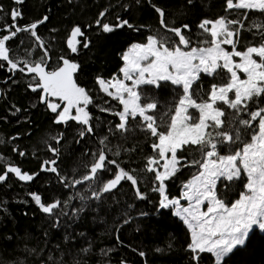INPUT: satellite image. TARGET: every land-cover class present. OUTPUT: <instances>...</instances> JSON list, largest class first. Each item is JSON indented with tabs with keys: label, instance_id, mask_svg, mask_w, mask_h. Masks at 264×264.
I'll return each mask as SVG.
<instances>
[{
	"label": "snow or ice",
	"instance_id": "6c2138e0",
	"mask_svg": "<svg viewBox=\"0 0 264 264\" xmlns=\"http://www.w3.org/2000/svg\"><path fill=\"white\" fill-rule=\"evenodd\" d=\"M23 3L24 0H13V4L17 6ZM136 3L139 4L140 0H136ZM186 3L189 7L195 6V0H186ZM151 7L158 14L160 30L147 34L144 42H134L122 54L123 65L119 69L122 78L117 75L109 79L98 76L95 80L98 91L117 101L122 110L94 103L91 90L79 86L73 78L79 68L77 63L61 56L59 59L62 63L50 68L51 57L45 41L37 31L38 26L49 19L47 15L21 26L18 24V20L23 19L21 9H10L7 17L12 23L0 28V32L7 33L0 36V61L7 62L9 72L18 71L30 75L27 87L32 92H38L39 104L45 105L55 114L52 123L67 126L70 121H74L80 126L77 130L80 139L86 134L94 133L90 105L98 107L100 112L118 117L119 122L114 129H109L113 134L119 133L127 138V133L138 129L146 136L155 137L151 148L156 155L146 157V164L141 169L145 174H154L151 191L159 193L155 211L171 210L172 215L186 225L190 233V243L186 250L191 253L190 259L195 264H200L202 254H210L213 264H225L237 247L246 244L251 231L257 227L264 231V24L251 25L260 29V42L238 50L240 32L244 28L241 20L229 19L227 16L214 20L203 18L196 26L200 30L197 35L203 39L196 46H191L192 29L188 23H171L162 7L154 3ZM224 10H248L242 13L245 18L249 11L264 14V0H226ZM0 12H3L2 5ZM104 16L105 12L101 11L95 20L102 33H112L124 27L140 31L139 27L119 16L117 23H105ZM236 25L239 27H233ZM52 31L55 32V29ZM20 33H28L31 38H35L34 47L43 49L39 59H30L32 52L16 59L10 56L14 46L10 43L6 46V42L13 41ZM84 35L80 25L71 28L67 46L72 53L78 52L77 45L81 43L76 38ZM20 44H23V40ZM90 44V40H85L83 47L89 48ZM222 45H230L231 51ZM236 57L239 61L234 59ZM49 68L50 70H46ZM238 73H243L244 78ZM202 75L219 79L220 83H211L208 89L201 85L197 89L195 86ZM127 81H131V84L126 83ZM169 82L180 92L178 100L174 98L172 107L164 114L168 117L165 121L163 117L150 114L157 110L159 101L154 94L148 96L147 92L163 89ZM50 98L63 102L62 110L61 104ZM144 100L147 102L142 103ZM190 109L198 112V117ZM16 111L19 112L20 109L17 108ZM95 119L99 121V117ZM132 122H135L134 128L130 126ZM106 123L111 124L112 121ZM162 126L166 127V131L159 130ZM63 138V133L51 137L57 144ZM75 142L78 144L80 140ZM3 143L0 140V144ZM109 143L107 135L99 139V147L92 152L93 159L90 164L85 165L87 171L82 175H63L58 168L57 159H46L42 162L40 171L34 174L22 172L16 166H8L0 174V182L6 181L8 174H14L19 181H33L41 172L55 174L62 189L77 191L68 199L57 197L48 202H44L41 195L30 193L31 201H34L41 213L46 214L49 230L56 229L65 233V241L72 240L77 235L84 237V232L76 233L72 227L77 218L90 206V201H99L101 204L105 198L115 201L116 194L122 192V181L130 182L135 200L148 199L138 186L139 178L132 174L135 169L125 170L116 160L109 159V152L115 156L120 155V150L113 151ZM225 149L227 153L221 154ZM48 151L53 157L59 156V148L49 145ZM185 151L189 152L191 159L181 154ZM19 155L24 156L25 153L19 152ZM111 165H115L114 173ZM183 167H196L197 174L183 184L180 198L170 199L165 182L175 177ZM75 171L73 169L74 173ZM109 173H113L111 178H108ZM86 182L90 195L78 190V186H83ZM218 182L224 185V191H221ZM237 182L243 184V190L239 192V198L229 206L225 197ZM77 199L80 206H73L69 212V204ZM181 200L188 201V205L182 206ZM204 205L206 210L202 211ZM127 207L131 209L133 205L128 204ZM140 215L146 216L148 213L141 212ZM131 220L132 217L128 216L123 223L127 224ZM69 229L72 231L69 232ZM49 230H45V237L49 235ZM119 231L117 228L116 232ZM116 239L118 243H123L119 235ZM167 247L171 249V242ZM28 251L36 252L35 249ZM80 251L87 253L89 248L84 247ZM133 251L136 252L137 249ZM155 251L162 253L165 249L157 247ZM138 255L146 257L144 251H138ZM48 259L52 260V257L49 256ZM0 264L3 262L0 261ZM75 264L80 262L75 261ZM121 264L126 262L122 260Z\"/></svg>",
	"mask_w": 264,
	"mask_h": 264
},
{
	"label": "trees",
	"instance_id": "16d2710c",
	"mask_svg": "<svg viewBox=\"0 0 264 264\" xmlns=\"http://www.w3.org/2000/svg\"><path fill=\"white\" fill-rule=\"evenodd\" d=\"M152 3L165 10L169 22L176 25L186 22L190 25L192 29L191 46H196L203 39L197 35L200 30L196 27L203 18L210 20L222 16L230 18L232 13V10L225 12L224 0H195L194 7L187 6L186 0H140L139 4L136 3V0H24L22 9L20 8L22 5H14L13 0H10L2 2L0 5H7L8 10L19 7L23 13V19L18 20V24L21 26L47 15L49 19L39 25L37 31L39 36H43L49 55L52 54L59 64L62 63L59 56L67 50L65 36L70 27L73 24H78L84 30L89 22L93 23V31L86 32L91 41L89 48L83 49L82 43L81 46H78L79 53L76 58L80 67L74 73L73 78L79 86H89L92 95H95L94 77L107 76L110 70L115 72L118 69L121 65L118 59L121 49L133 40L144 42L147 34L160 30L158 14L151 7ZM126 8L127 10H125ZM101 11L105 12L103 22L106 20L108 23L115 24V19L119 16L139 27L140 31L124 27L118 28L112 33H102L97 25H94ZM245 11H240L239 18L244 17L242 13ZM255 12L249 11L245 20H250ZM256 13L261 19L264 18V14ZM8 20V23L11 24L12 21L9 18ZM52 29H55V32ZM248 29L250 36L247 35V38L250 42L256 36L252 33L251 27L248 26ZM241 42L243 44L247 42L244 36H242ZM69 57L70 55L65 58L69 59ZM7 69L8 65L5 62L3 67H0V87L2 89L0 102L3 105L1 109L3 114L9 115V117L6 121L0 118V140L4 141L3 144H0V149L9 155L11 161L19 163L22 172L34 174L40 171L42 157L47 155V150L46 147L40 148L42 139L38 131L35 130L34 134L30 133L34 131L35 126L40 124L44 128L47 127V122H52L54 113L44 110V113H39L34 117V121H28V117L25 121L11 124L10 122L16 119V115H13L16 109H20L17 113H22L27 109L30 111V107L26 104L36 100L38 93L26 88L23 79L19 78L18 71L9 72ZM13 77L14 80H12ZM17 78L18 81H16ZM211 81L212 79L203 78L199 86H208ZM18 86L23 89L19 90ZM153 92L159 96V104L165 106L172 99L174 90L169 91L165 87L153 90ZM51 99L63 105V102L58 99ZM37 107L41 108L43 104H37ZM37 111L39 110H32V113ZM89 111L94 118L95 109L93 106H89ZM111 121L112 129H114L116 124L114 116L111 117ZM75 127L76 125L72 122H69L64 128L56 125V128L64 133L60 144L55 145V141H51L52 146L60 150L57 162L61 163L66 159L64 162L66 167L71 165L75 169L83 171L89 158L88 154L83 153L80 148L84 145L97 147L99 146V136L107 135L110 142L109 147L113 151L120 150V155L117 157L121 161V167L128 171L132 170L131 166L138 169L140 173L139 187L144 192V181L145 183L150 181V175L142 172L141 166L145 155L151 150L150 144L154 140L153 137L135 130L127 133V138H125L119 133L113 134L109 130H105L103 126L102 131H94L93 134L80 139ZM53 129L52 125L51 131ZM76 140H80V143L77 144ZM13 149H18V151H13ZM19 152H24L25 155L20 156ZM109 154L112 153L109 152ZM108 157L113 159L110 155ZM110 167L114 173L115 165ZM34 182L45 202L57 197L67 199V190L61 188L55 174L41 172ZM171 182L174 181L170 180ZM122 184V192L116 194V200L111 210L106 211L105 206L99 202H89L90 206L80 214L72 226L76 233L84 232V237L77 235L69 241L63 239L64 232L56 229L49 230L47 217L40 211H38V217L34 218L36 210L32 208L30 198L23 193L20 203L14 206L16 212L13 219L4 218L0 224V253H3L1 256L11 255L14 258L15 252H18L16 259L21 264H41L42 261L43 264H61V262L75 264V261H79L80 264H119L107 251L114 248L117 249L115 254H128L137 261L136 264H141L143 261L148 264H170L171 262L173 264H194L190 259V253L184 250L187 240L186 227L178 218L172 217L168 211H155L158 195L149 193L153 201L150 199L135 200L134 193L130 190V182L122 181ZM16 189L23 191L22 187L16 186ZM176 190L175 187H170L168 195L171 196V192ZM128 204H132L133 207L129 209ZM97 205L101 206L97 207ZM79 206L80 202L75 205V207ZM71 209L67 210L71 212ZM141 212H147L148 215L141 216ZM128 216H131L132 220L124 224L123 220ZM102 219H106V221L102 222ZM117 228L120 229L119 233L116 232ZM45 230H49L47 237L44 236ZM71 231L72 229H69V232ZM117 235L123 241L122 244L117 242ZM169 242L176 248L168 249ZM24 245L26 249H20ZM84 247L89 248L87 253L80 251ZM157 247L164 248L165 251L157 253L155 251ZM29 249H35L36 252H29ZM133 249H137V251L134 252ZM138 251H144L146 257H140ZM105 253L107 254L105 255ZM202 255L203 259L200 264H205V261L213 264L210 254ZM49 256L52 257L51 263L48 262ZM229 259L230 261H226V264H264V232L260 233L256 229L251 231L246 246L234 251Z\"/></svg>",
	"mask_w": 264,
	"mask_h": 264
},
{
	"label": "rangeland",
	"instance_id": "374dc122",
	"mask_svg": "<svg viewBox=\"0 0 264 264\" xmlns=\"http://www.w3.org/2000/svg\"><path fill=\"white\" fill-rule=\"evenodd\" d=\"M5 1H10V0H3L2 2H5ZM2 2L0 1V3H2ZM234 2H235V0H234ZM1 5L3 6V12H0V28H3V26L5 24H9L8 23L9 20H8V17H7V13L9 12L10 9L8 10V7L5 4H1ZM112 6H113V4H112ZM22 7H23V5L20 6L21 9H22ZM240 11L241 10H232V13L230 14V18L229 19H239L244 24V28L241 29L240 36H239V42H238V45H237L238 50H244V48L246 46H248L250 44L251 45H256V44H258L260 42V36L258 34L260 29L253 28V27H251V25L253 23L264 24V18L261 19L259 17V15H257V13L255 12V13H253L252 18L250 20H245V17L239 18ZM115 20H116V23H117L118 22L117 19H115ZM105 23H108V22L105 20ZM109 24H111V23H109ZM74 25H78V24H73L70 27V29L67 31V34L65 36V45H66V49L67 50H66V52H64L59 57H61V56L67 57L68 55H70L69 60L70 61H74L80 67V63L78 62V60L76 58V55H78L79 52H77L76 54H73V53H71V50L67 46V40L69 38V35H70V32H71V28ZM94 25H96V24H94ZM248 26L251 27L252 33L255 34V36H256L255 38H253L254 40L250 41V42H249V40L247 38V35L250 36ZM233 27H239V25H236V26H233ZM81 30L85 33V35L82 36V37L78 36L79 37L78 40H80L81 43L83 44V42L85 40H89L90 39V36H88V34H86V32L91 33L93 31V23L89 22L87 24V26L85 27V29H84L85 31L82 28H81ZM4 34H7V33L6 32H0V36H2ZM242 36H244L246 38V41H247L244 44L241 42ZM40 37L42 39H44L43 36H40ZM233 38L236 39V37H233ZM34 39L35 38H31L28 33H20L15 42H13V41L6 42V46H8L9 43L12 46H14L12 48V51L10 52V55L12 57H14V58L25 57L28 52H32V56L29 57V58L33 59V60H36V59H39L40 56L43 53H42L41 49H37V48L34 47ZM21 40H23V44H20ZM134 42H139V41H137V40L130 41L121 49V51L119 52V55H118V59H119L120 62H123L122 59H121L122 54L126 50H128L130 45L133 44ZM81 43L78 46H81ZM16 45H18V47H15ZM240 45H242V46H240ZM222 47H224L228 51H231V46L230 45H222ZM82 48L86 49V48L83 47V45H82ZM71 56H74V59H72ZM254 58L255 59H259L258 57H254ZM234 59L236 61H239L238 57H236ZM49 63H50V68H54L56 65L59 64V61L55 60L52 57V54H51V59H50ZM238 74L241 76L242 79L244 78V74L243 73H238ZM98 76H100V75H98ZM98 76H95L94 79H93L94 84H95L94 88H97V91H98V85L95 83V80H96V77H98ZM106 78H107V76H106ZM23 81H25V79H23ZM85 88L90 90L89 86H86ZM18 89L19 90L23 89V87L18 86ZM94 91H95V95H92V93H91L92 97L94 98V103L96 105L100 106V104L98 102L99 96L97 94V91L95 89H94ZM37 104H38L37 101H33L30 104L27 103L26 105H28L31 110H35V109H37V107H36ZM93 108L95 109L94 118H93L94 131H100V130L102 131V129H103L102 124H98V121L95 119L96 117H99V112H100L99 108L98 107H94V106H93ZM41 109L47 111L46 106L41 107ZM28 110L29 109L24 110L22 113H17V111L15 113H13V115L14 114L16 115V119L12 120L10 123L11 124H16V123H18L20 121H25L29 117L27 115V111ZM54 118L52 119V121L54 120ZM75 125H76L75 129L77 131L80 126L77 125V124H75ZM97 125H99V126H97ZM53 126H54V129L49 134V137L44 139L40 143V148L43 149L44 147H46V150H47V155L42 157V161H44L46 159H58L59 156H60L59 155L58 157H53L52 154L48 151V146L49 145L52 146L51 137L52 136H56V135H58L60 133H63L62 131H59V129L56 128V125L53 124ZM60 126L63 127L62 125H60ZM77 133H78V131H77ZM2 135H4V132H2ZM87 135H89V134H86L85 136H87ZM104 136L105 135H101V136H99L98 139H101ZM45 141H47V143H45ZM54 143L56 144V142H54ZM98 147L99 146L94 147V146H91V145H84V146H82L80 148L83 153L88 154L89 161L86 163V165L91 163V161L93 159L91 154H92V152L96 151ZM184 153L185 152H183L181 154H184ZM226 153H227L226 149L221 152V154H226ZM108 155H110L114 160H116L118 163L121 164V161L119 160V158L117 156H115L113 154H109V153H108ZM183 156H185V155H183ZM185 157L191 159V156L189 154L187 156H185ZM197 158H199V157L197 156ZM64 162H66V159L64 160ZM64 162H61V163L58 162V168H59L61 174H63V175H68V176L76 175V176H79V175H82V174H84L86 172V167H85V169L83 171H79L78 169H75L71 165H68L66 167L64 165ZM0 163H2L4 165V168L0 169V174H2L4 169H6V167L10 166V160L7 158V156L1 150H0ZM162 163H163V161H161V164ZM16 166L20 167L19 163H16ZM73 169L76 170L75 173L73 172ZM195 174H197V168L196 167H183V168H181V170L177 173V175L175 177L170 179V180H172V181H174L176 183H174V182L170 183V180L166 181L165 183H166V193H167V195H168V189L170 187H175V189H177L176 191L171 192V196L168 195L169 198L170 199L171 198H180L183 184L188 182L189 180H191L192 177ZM112 175L113 174H109L108 178H111ZM150 175H152V177L154 176V174H150ZM245 182H246V178H245ZM16 186L17 187H22L23 191L21 192V191L17 190ZM86 186L88 187V182H86L83 186H78V189L81 192L87 193V194L90 195V191H88V188L85 189ZM218 186L221 189V191L225 190L223 184H220L218 182ZM241 190H243V184L242 183L237 182L236 184H233L232 185V190L229 192L228 196L225 197L226 202L228 204L229 203L231 204V202H233L236 199H238L239 198V192ZM23 193L26 194V196H28L30 198V200H31V196L29 195L30 193H37V194L41 195L39 193L38 187L35 185L34 180L33 181H19L18 178H16L14 176V174H8V179L6 181H4V182H0V207H2V210H0V224L3 222L4 218L13 219L14 213L16 212V210L14 209V206L17 203H20ZM144 193L146 194L148 199H150L152 201H153V199L151 198L149 193H156L158 195V199H159V193L151 191V180L146 182V183L144 181ZM158 199L156 201H158ZM42 200H43V198H42ZM93 202H99V201H93ZM99 203H101V202H99ZM102 204L105 206L106 211H109V210H111L113 208L114 201L112 199L105 198V200L103 201ZM181 205L182 206H187L188 205V201L181 200ZM32 208L34 210H36V212L34 214V218L38 217V211H40V209H39L38 206L35 205L34 201H32ZM201 210L202 211L206 210V205L202 206ZM41 214L46 216V214H43V213H41ZM104 221H106V219H102V222H104ZM186 232H187V240L185 242V247H184L185 251H187L186 250L187 244L190 243V233L188 232V230ZM171 248H176V247H174L172 245ZM20 249L25 250L26 246L24 245V246L20 247ZM110 249H112V251H110L109 253L112 254V256L117 260V262L119 264H121L122 260L125 261L126 264H136L137 263V261L134 258L130 257L128 254H122V253L115 254V251H117V249H114V248H110ZM187 252H189V251H187ZM2 254L3 253H0V261H2V262L5 261L3 264H21L16 259L18 252H15L14 258L11 255H6V256L2 257L1 256ZM190 256H191V253H190ZM226 261H227V259H226ZM226 261H225V264H226ZM48 262L51 263L52 260H48ZM192 262L195 264L194 261H192ZM141 264H148V263L146 261H143V262H141ZM170 264H173V262H171ZM205 264H210V263L208 261H205Z\"/></svg>",
	"mask_w": 264,
	"mask_h": 264
},
{
	"label": "bare ground",
	"instance_id": "6f19581e",
	"mask_svg": "<svg viewBox=\"0 0 264 264\" xmlns=\"http://www.w3.org/2000/svg\"><path fill=\"white\" fill-rule=\"evenodd\" d=\"M71 58L72 59H74V56H71ZM111 73H113V70H110V72H109V74L107 75V78H106V76H104V78L105 79H109V78H111ZM96 89V91H97V88H95ZM97 94H98V96H99V100H98V102H99V104H100V106L101 107H109V103H108V100H107V98L103 95V94H100L98 91H97ZM105 101H107V103H105ZM37 107V106H36ZM37 109L39 110V111H37V112H35V113H32V110H30V111H27V115L29 116V119H28V121H34V117L36 116V115H38L39 113H44L45 111L43 110V109H41V108H38L37 107ZM152 113H154V114H157V112L156 111H154V112H152ZM9 117V115H7V114H1V116H0V118H2V119H4L5 121L7 120V118ZM111 117H112V115L111 114H109V113H107V112H100V115H99V121H98V124H103V126L105 127V130H109L110 128H112V123L111 124H108V123H106V121H111ZM102 121H103V123H102ZM34 125H35V123H33ZM52 122L51 121H48L47 122V127H42V125L40 124L39 126H35L33 129H34V131H32L30 134H34L35 133V130H37L38 131V134L40 135V137H41V139H42V141L44 140V139H46V138H48L49 137V134L51 133V128H52ZM164 126H162L159 130H161L162 128H163ZM7 156V158L8 159H10V157H9V155H6ZM4 168V166H3V164L2 163H0V169H3ZM86 188H88L87 186L85 187V189ZM172 212V211H171ZM173 217V216H172ZM175 217V216H174ZM260 233H262L263 231H259ZM251 233V232H250ZM250 235V234H249ZM248 239H249V237H248ZM248 239H247V241H248ZM246 244H247V242H246ZM246 244L244 245V246H242V247H237L234 251H236V250H238V249H240V248H244L245 246H246ZM230 261V259H229V257L227 258V262H229Z\"/></svg>",
	"mask_w": 264,
	"mask_h": 264
},
{
	"label": "water",
	"instance_id": "95a60500",
	"mask_svg": "<svg viewBox=\"0 0 264 264\" xmlns=\"http://www.w3.org/2000/svg\"><path fill=\"white\" fill-rule=\"evenodd\" d=\"M17 104H19L18 102H16ZM89 135H91V134H89ZM166 211H168L169 213H170V210H166ZM171 214V213H170Z\"/></svg>",
	"mask_w": 264,
	"mask_h": 264
}]
</instances>
